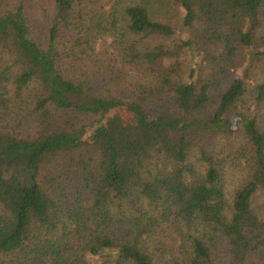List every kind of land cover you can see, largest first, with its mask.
<instances>
[{
	"label": "trees",
	"instance_id": "trees-1",
	"mask_svg": "<svg viewBox=\"0 0 264 264\" xmlns=\"http://www.w3.org/2000/svg\"><path fill=\"white\" fill-rule=\"evenodd\" d=\"M51 1L0 0V264H264V0Z\"/></svg>",
	"mask_w": 264,
	"mask_h": 264
},
{
	"label": "rangeland",
	"instance_id": "rangeland-1",
	"mask_svg": "<svg viewBox=\"0 0 264 264\" xmlns=\"http://www.w3.org/2000/svg\"><path fill=\"white\" fill-rule=\"evenodd\" d=\"M32 4L35 16H39L44 12L49 14L53 6L51 0H32ZM152 9L159 19H167L176 30L180 28L183 11L175 3V0H153ZM115 113V111H112L109 116H112ZM121 114L125 117L123 111ZM236 146L237 140L234 138V135L227 138H218L213 142V150H216L219 158L224 160L221 182L227 199H230L233 190L243 179V175L240 172V161L235 155ZM259 200L263 201L264 195H260ZM155 242L163 248L172 246L177 243V234L171 227L163 224L157 231Z\"/></svg>",
	"mask_w": 264,
	"mask_h": 264
}]
</instances>
